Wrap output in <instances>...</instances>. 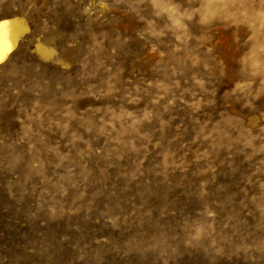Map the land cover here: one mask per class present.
Masks as SVG:
<instances>
[{
    "label": "rangeland",
    "instance_id": "1",
    "mask_svg": "<svg viewBox=\"0 0 264 264\" xmlns=\"http://www.w3.org/2000/svg\"><path fill=\"white\" fill-rule=\"evenodd\" d=\"M10 17L0 264H264V0H0Z\"/></svg>",
    "mask_w": 264,
    "mask_h": 264
},
{
    "label": "bare ground",
    "instance_id": "2",
    "mask_svg": "<svg viewBox=\"0 0 264 264\" xmlns=\"http://www.w3.org/2000/svg\"><path fill=\"white\" fill-rule=\"evenodd\" d=\"M27 30L28 27L21 17L0 20V63L7 58ZM34 47L41 58L47 59L54 54L53 48L40 41H37Z\"/></svg>",
    "mask_w": 264,
    "mask_h": 264
}]
</instances>
